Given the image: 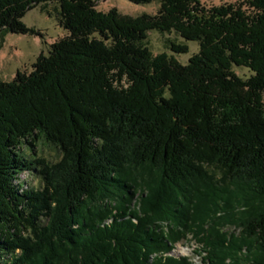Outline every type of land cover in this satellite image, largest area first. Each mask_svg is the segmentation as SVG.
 <instances>
[{"label":"trees","instance_id":"obj_1","mask_svg":"<svg viewBox=\"0 0 264 264\" xmlns=\"http://www.w3.org/2000/svg\"><path fill=\"white\" fill-rule=\"evenodd\" d=\"M201 1L132 19L93 0H0V49L7 33L42 38L22 21L41 4L66 32L0 81V264H190L172 251L187 235L208 264H264V0H243L250 14ZM149 31L199 52L152 57ZM39 138L56 163L36 158Z\"/></svg>","mask_w":264,"mask_h":264},{"label":"rangeland","instance_id":"obj_2","mask_svg":"<svg viewBox=\"0 0 264 264\" xmlns=\"http://www.w3.org/2000/svg\"><path fill=\"white\" fill-rule=\"evenodd\" d=\"M93 1L95 2L97 11L101 13H107L109 10L115 9L119 15L132 19L141 17L142 15L156 17L161 10L159 0H154L151 3L144 5H136L128 0ZM228 6L235 9H241L246 14L252 13L243 0H204L200 2V8L205 13H209L213 9ZM57 11L58 7L55 4H41L30 10L23 18V23L28 28L39 32L42 35V38L32 35H18L11 33H7L3 36L2 47L0 49V81L11 82L17 72H30L31 65L39 54L47 55L49 46L66 36V32L57 24ZM48 14L50 17L47 16ZM143 44L152 57L166 55L167 57L174 58L181 65H186L188 60L193 55L197 54L200 49L198 42L185 41L175 32L160 33L158 31H149ZM174 46H186L187 52L185 54L174 53L172 50ZM232 71L244 80L251 76V72L247 68L233 66ZM21 152L27 161H33L28 147L25 146ZM33 152L36 154V158L43 159L47 164H54L60 159V153L57 148L46 143L41 138L35 143ZM19 178L27 187H32L34 189L40 187L38 175L34 172H24ZM223 232H226L227 235H238V230L233 227L224 229ZM185 238L186 241L184 239V241H181L179 244L182 247H190V241L193 238L190 236ZM193 246L194 248H197L196 245ZM200 250L199 255H196L195 257L189 256V263L191 262L194 264V259L197 261L202 259L201 262L197 264H208L206 249L201 247ZM225 263H229V261L226 260Z\"/></svg>","mask_w":264,"mask_h":264},{"label":"bare ground","instance_id":"obj_3","mask_svg":"<svg viewBox=\"0 0 264 264\" xmlns=\"http://www.w3.org/2000/svg\"><path fill=\"white\" fill-rule=\"evenodd\" d=\"M192 249V250H191ZM194 249H196V248H194V246L192 245L191 246V248H189V247H184V248H182L180 245L179 246H176L175 247V250L177 251V252H179V253H181L182 255H187V256H189V255H192L191 253H192V251L194 250ZM199 258V257H198ZM200 261H197L196 259H194V264H197V263H199Z\"/></svg>","mask_w":264,"mask_h":264}]
</instances>
